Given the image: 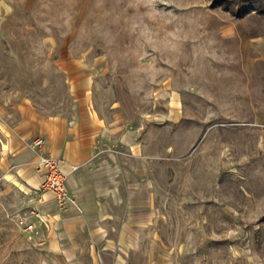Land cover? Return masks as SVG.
Wrapping results in <instances>:
<instances>
[{"label":"rangeland","instance_id":"1","mask_svg":"<svg viewBox=\"0 0 264 264\" xmlns=\"http://www.w3.org/2000/svg\"><path fill=\"white\" fill-rule=\"evenodd\" d=\"M53 120L148 185L135 238L59 253L12 162ZM0 264H264V0H0Z\"/></svg>","mask_w":264,"mask_h":264},{"label":"crops","instance_id":"2","mask_svg":"<svg viewBox=\"0 0 264 264\" xmlns=\"http://www.w3.org/2000/svg\"><path fill=\"white\" fill-rule=\"evenodd\" d=\"M43 136L46 153L62 163L66 188L73 198L63 210H58L53 198L44 206L53 221L59 253L74 262L80 253L81 240L90 239L92 248H98L100 243L102 245L104 240L114 236L117 223L118 232L123 225L124 238H135L133 228L147 222L152 214L148 185L130 178L121 181L122 176L117 175L121 168H102L94 160L91 144L79 137L74 128L59 120L49 122ZM35 161L33 149L21 150L13 156L12 162L24 173L25 183L42 181V174L33 172ZM120 207L124 208L123 219L116 214ZM106 224L110 226L106 228Z\"/></svg>","mask_w":264,"mask_h":264},{"label":"built area","instance_id":"3","mask_svg":"<svg viewBox=\"0 0 264 264\" xmlns=\"http://www.w3.org/2000/svg\"><path fill=\"white\" fill-rule=\"evenodd\" d=\"M44 141L39 139L34 142L32 149L36 152L34 169L42 174L40 190L50 193L58 204L60 210L73 201L65 185V174L61 170L62 163L58 159L51 158L41 153ZM76 167L73 168L75 170Z\"/></svg>","mask_w":264,"mask_h":264}]
</instances>
